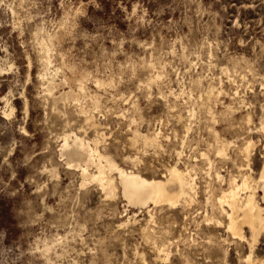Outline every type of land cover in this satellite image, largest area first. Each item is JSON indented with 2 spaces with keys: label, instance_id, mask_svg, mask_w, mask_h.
Returning <instances> with one entry per match:
<instances>
[{
  "label": "rangeland",
  "instance_id": "rangeland-1",
  "mask_svg": "<svg viewBox=\"0 0 264 264\" xmlns=\"http://www.w3.org/2000/svg\"><path fill=\"white\" fill-rule=\"evenodd\" d=\"M66 132L148 177L188 168L194 199L84 184ZM263 166L264 0H0V264H264V230L218 202Z\"/></svg>",
  "mask_w": 264,
  "mask_h": 264
},
{
  "label": "bare ground",
  "instance_id": "bare-ground-1",
  "mask_svg": "<svg viewBox=\"0 0 264 264\" xmlns=\"http://www.w3.org/2000/svg\"><path fill=\"white\" fill-rule=\"evenodd\" d=\"M87 120L89 124H94L91 115L87 116ZM149 136L146 135L145 140L156 138L152 136L153 139H151ZM98 142L99 139L96 140L95 144H92L84 136L72 132L64 134V142L61 147L62 154L78 155L79 160L77 162H72L71 158H67V163L81 167L84 184L88 179L95 180L109 195H114L116 194L117 184L116 177L112 173L115 171L118 173L123 193L130 203L147 206L150 202L155 204L167 202L175 205L185 196L189 198V201L194 199L195 180L188 168L183 169L178 164H173L168 166L161 176L148 177L140 171L123 167L108 152H103L99 148ZM148 142L153 143L154 141ZM230 144L222 141L218 149L216 148L217 152L224 156L227 154L228 145ZM250 146V141L243 146V151L247 156L251 152ZM92 164H95L96 167L94 172L90 171ZM209 164H212L211 160ZM218 177L221 178V175L218 174ZM258 188H262L264 191V166L256 180L250 179L248 176H243L241 182H236L235 179L230 188L218 197L222 211L229 218L228 229L232 230L235 235L241 234V222H247L250 224L255 242L261 230H264V205L260 203L256 196ZM242 190H245V195L242 194ZM226 206H229V208Z\"/></svg>",
  "mask_w": 264,
  "mask_h": 264
},
{
  "label": "snow or ice",
  "instance_id": "snow-or-ice-1",
  "mask_svg": "<svg viewBox=\"0 0 264 264\" xmlns=\"http://www.w3.org/2000/svg\"><path fill=\"white\" fill-rule=\"evenodd\" d=\"M100 3H103V0H100ZM110 23L111 22L108 21L102 13H97L95 16L92 17L91 21H89V27L92 28V26L95 25V28H93L94 31L96 29H104L106 31ZM134 86L135 85L133 84V87Z\"/></svg>",
  "mask_w": 264,
  "mask_h": 264
}]
</instances>
